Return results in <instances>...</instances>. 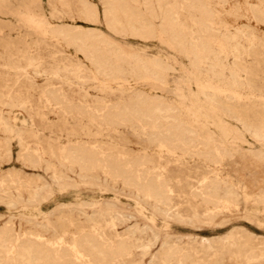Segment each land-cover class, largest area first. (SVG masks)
I'll list each match as a JSON object with an SVG mask.
<instances>
[{
  "label": "rangeland",
  "instance_id": "374dc122",
  "mask_svg": "<svg viewBox=\"0 0 264 264\" xmlns=\"http://www.w3.org/2000/svg\"><path fill=\"white\" fill-rule=\"evenodd\" d=\"M263 114L264 0H0L4 260L264 264Z\"/></svg>",
  "mask_w": 264,
  "mask_h": 264
},
{
  "label": "bare ground",
  "instance_id": "6f19581e",
  "mask_svg": "<svg viewBox=\"0 0 264 264\" xmlns=\"http://www.w3.org/2000/svg\"><path fill=\"white\" fill-rule=\"evenodd\" d=\"M134 1V0H133ZM186 1V0H185ZM147 2V1H146ZM142 3V2H141ZM158 3H159V1H158ZM200 4V3H199ZM202 4V3H201ZM259 4V3H258ZM127 6V5H126ZM149 6V5H148ZM202 6V5H201ZM119 7V6H118ZM154 7V6H153ZM152 8V7H151ZM159 8V7H158ZM108 9V8H107ZM124 9V8H123ZM165 9V8H164ZM122 10V9H121ZM121 10H119V11H121ZM105 11V10H104ZM115 11V10H114ZM118 11V10H117ZM162 11V10H161ZM164 11V10H163ZM167 11V10H166ZM207 11V10H206ZM97 12V11H96ZM123 12V11H122ZM151 12V11H150ZM103 13V12H102ZM149 13V12H148ZM171 14V13H170ZM212 14V13H211ZM99 15V14H98ZM148 15V14H147ZM204 15V14H203ZM110 16H111V14H110ZM164 16V15H163ZM124 17V16H123ZM166 17V16H165ZM111 18H113V17H111ZM170 18V17H169ZM114 19V18H113ZM211 20V19H210ZM260 21V20H259ZM113 22V21H112ZM261 24V23H260ZM127 25V24H126ZM118 26V25H117ZM121 28V27H120ZM143 28V27H142ZM61 30V29H60ZM131 30V29H130ZM144 30V29H143ZM195 31V30H194ZM210 31H211V29H210ZM207 32V31H206ZM139 33V32H138ZM219 33H220V31H219ZM93 34V33H92ZM124 35V34H123ZM205 35H206V33H205ZM253 35V34H252ZM95 36H97V35H95ZM100 36V35H99ZM125 36V35H124ZM219 36V35H218ZM135 37V36H134ZM226 38V37H225ZM250 38V37H249ZM94 39V38H93ZM173 40V39H172ZM176 40V39H175ZM174 42V41H173ZM185 42V41H184ZM226 42V41H225ZM79 43V42H78ZM101 43V42H100ZM203 43V42H202ZM80 44H82V43H80ZM119 45V44H118ZM186 45V44H185ZM205 45V44H204ZM84 47V46H83ZM86 47V46H85ZM124 47V46H123ZM77 48V47H76ZM99 48V47H98ZM122 48V47H121ZM251 52V51H250ZM134 53H135V50H134ZM227 53V52H226ZM208 56V55H207ZM85 57V56H84ZM137 58V57H136ZM28 59V58H27ZM29 60V59H28ZM77 61V60H76ZM143 61V60H142ZM107 63V62H106ZM83 64V63H82ZM96 64V63H95ZM100 64V63H99ZM111 65V64H110ZM143 66H144V64H142ZM97 66V65H96ZM105 66H107V65H105ZM156 67V66H155ZM145 70V69H144ZM149 70V69H148ZM209 71V70H208ZM134 72V71H133ZM146 72V71H145ZM109 73H111V72H109ZM139 73V72H138ZM147 75V74H146ZM153 77H155V76H153ZM214 77V76H213ZM165 79V78H164ZM77 82V81H76ZM48 84V83H47ZM141 84H143V83H141ZM47 86V85H46ZM54 86V85H53ZM150 86H153V85H150ZM256 86V85H255ZM36 88V87H35ZM206 89V88H205ZM263 90V89H262ZM203 95V94H202ZM205 96V95H204ZM122 97V96H121ZM155 98V97H154ZM187 98V97H186ZM67 100V99H66ZM219 100V99H218ZM57 102V101H56ZM219 102V101H218ZM229 102V101H228ZM235 102V101H234ZM164 103V102H163ZM253 103V102H252ZM84 105V104H83ZM234 107V106H233ZM58 108V107H57ZM168 109V108H167ZM71 110V109H70ZM126 110V109H125ZM158 110V109H157ZM92 111V110H91ZM160 111V110H159ZM225 111V110H224ZM75 112V111H74ZM80 112V111H79ZM155 112V111H154ZM157 113V112H156ZM120 114V113H119ZM160 114V113H159ZM80 115V114H79ZM238 115V114H237ZM264 115V114H263ZM134 116V115H133ZM138 116V115H137ZM239 116V115H238ZM137 118V117H136ZM164 119V118H163ZM167 119V118H166ZM242 119V118H241ZM96 120V119H95ZM148 120V119H147ZM102 122V121H101ZM109 123V122H108ZM252 123V122H251ZM95 124V123H94ZM249 124V123H248ZM134 125V124H133ZM259 125V124H258ZM159 126H160V124H159ZM162 126V125H161ZM180 126V125H179ZM175 127V126H174ZM166 131V130H165ZM214 131V130H213ZM250 131V130H249ZM185 132V131H184ZM190 132V131H189ZM233 134V133H232ZM169 135V134H168ZM167 135V136H168ZM151 136V135H150ZM172 136V135H171ZM168 137H170V136H168ZM173 137V136H172ZM171 137V138H172ZM258 137V136H257ZM262 137V136H261ZM174 138V137H173ZM167 140V139H166ZM176 140V139H175ZM178 140V139H177ZM185 140V139H184ZM172 142H173V140H171ZM72 142V141H71ZM92 142V141H91ZM150 142V141H149ZM171 142V143H172ZM170 143V144H171ZM200 143V142H199ZM249 143V142H248ZM201 144V143H200ZM167 145H169L168 144V141H167ZM186 145V144H185ZM27 146V145H26ZM89 146V145H88ZM57 148V147H56ZM106 148V147H105ZM24 149H26V148H24ZM99 149V148H98ZM58 150V149H57ZM120 150V149H119ZM231 151H232V149H231ZM230 151V152H231ZM73 152V151H72ZM82 153V152H81ZM116 154V153H115ZM71 155V154H70ZM73 155V154H72ZM39 156V155H38ZM60 156V155H59ZM146 156V155H145ZM74 157V156H73ZM72 158V157H71ZM75 159H77L79 162L78 163H80L81 162V165L83 164L84 166L83 167H85V168H89V169H96V168H98V167H106V168H109V169H111V170H115V169H117V168H120L121 167V165H123V164H121V165H119V164H116V163H113L114 161H111V160H108L107 158H103V159H99V158H96V157H94V156H92V155H80V154H76V156L74 157ZM262 158V157H261ZM260 158V159H261ZM73 159V158H72ZM71 159V160H72ZM74 159V160H75ZM65 160V159H64ZM73 160V161H74ZM185 160H187V159H185ZM261 161V160H260ZM76 162V161H75ZM74 162V163H75ZM104 162H107V166H105L104 165ZM61 163V162H60ZM73 163V162H72ZM164 163V162H163ZM62 164V163H61ZM77 164V163H76ZM155 164V163H154ZM32 165H33V163H32ZM37 165V164H36ZM165 165V164H164ZM194 165V164H193ZM27 166V165H26ZM67 166V165H66ZM154 166V165H153ZM189 166V165H188ZM222 166V165H221ZM74 167V166H73ZM56 168V167H55ZM82 168V167H81ZM156 168V167H155ZM213 168V167H212ZM75 169V168H74ZM83 169V168H82ZM81 169V170H82ZM99 169H101V168H99ZM103 169H105V168H103ZM215 169V168H214ZM126 170V169H125ZM207 170V169H206ZM117 171V170H116ZM128 171V170H127ZM130 171V170H129ZM172 171V170H171ZM177 171V170H176ZM188 171V170H187ZM20 172V171H19ZM107 172H112V171H107ZM106 172V173H107ZM89 173V172H88ZM192 173V172H191ZM203 173V172H202ZM111 174V173H110ZM114 174V173H113ZM133 174H134V172H133ZM95 175H96V173H95ZM12 176V175H11ZM104 176V175H103ZM113 176H115V175H113ZM129 176V175H128ZM164 176V175H163ZM191 176H192V174H191ZM194 176V175H193ZM29 177V176H28ZM106 177V176H105ZM121 177V176H120ZM188 177V176H187ZM206 177V176H205ZM205 177H204V179H205ZM118 178V177H117ZM122 178H124V177H122ZM126 178V177H125ZM139 178V177H138ZM198 178V177H197ZM196 178V179H197ZM202 178V177H201ZM116 179V178H115ZM127 179H128V177H127ZM136 179V178H135ZM217 179V178H216ZM126 180V179H125ZM129 180V179H128ZM140 180V179H139ZM218 180V179H217ZM11 181V180H10ZM112 181V180H111ZM123 181V180H122ZM137 181V180H136ZM141 181V180H140ZM140 181H139V183H140ZM161 181V180H160ZM182 181V180H181ZM183 181H184V179H183ZM214 181H215V179H214ZM15 182V181H14ZM57 182V181H56ZM76 182V181H75ZM126 183V182H125ZM135 183V182H134ZM167 183V182H166ZM199 183V182H198ZM215 183H216V181H215ZM214 183V184H215ZM16 184V183H15ZM163 184V183H162ZM213 184V183H212ZM220 184V183H219ZM123 185V184H122ZM129 185V184H128ZM168 185V184H167ZM138 186V185H137ZM161 186H163V185H161ZM160 186V187H161ZM184 186H185V184H184ZM126 187V186H125ZM139 187V186H138ZM141 187V186H140ZM139 187V188H140ZM200 187V191L197 193L196 191V193L198 194V195H200V197L202 196V195H206V197H217L216 195L220 192V191H218V188L217 187H215V186H212L211 184H210V182L206 179V180H204L203 182H202V184H201V186H199ZM112 188H114V187H112ZM162 189V188H161ZM186 189V188H185ZM128 190V189H127ZM222 190V189H221ZM252 190V189H251ZM261 190V189H260ZM31 191V190H30ZM160 191V190H159ZM163 191H165V190H163ZM174 191H175V189H174ZM264 191V190H263ZM25 192V191H24ZM28 192V191H27ZM155 192H157V189H156V191H154V194H155ZM192 193V192H191ZM209 193V194H208ZM235 193V192H234ZM16 194V193H15ZM156 195V194H155ZM174 196V195H173ZM194 196V195H193ZM197 196V195H196ZM195 196V197H196ZM218 196H219V194H218ZM225 196V195H224ZM2 197V196H1ZM192 197V196H191ZM212 197V198H213ZM214 197V198H215ZM232 197V196H231ZM150 198V197H149ZM157 198L158 199H161L162 201H165V196H163L162 195V193L161 192H158L157 193ZM197 198V197H196ZM204 198V197H203ZM211 198V199H212ZM168 199V198H167ZM172 199V198H171ZM209 199V201L211 200L210 198H208ZM6 200V199H5ZM213 200V199H212ZM205 201H207V200H205ZM163 203V202H162ZM165 203V202H164ZM168 203V202H167ZM207 203H209V202H207ZM211 203V202H210ZM219 211V210H218ZM78 212V211H77ZM211 212V211H210ZM263 212V211H262ZM70 213V212H69ZM79 214V213H78ZM108 219V218H107ZM62 222V221H61ZM213 225H214V223H213ZM2 228V227H1ZM114 229V228H113ZM24 231V230H23ZM22 231V232H23ZM60 233V232H59ZM58 234V233H57ZM30 235V234H29ZM127 235V234H126ZM22 237V236H21ZM74 237V236H73ZM157 237V236H156ZM5 238H6V236H5ZM60 238V237H59ZM7 239V238H6ZM9 239V238H8ZM17 240V239H16ZM56 240V239H55ZM84 240V239H83ZM21 241V240H20ZM54 241V240H53ZM71 241V240H70ZM127 242V241H126ZM87 243H90V242H87ZM122 243V242H121ZM124 243V242H123ZM122 243V245H124ZM201 243V242H200ZM10 244V243H9ZM15 244V243H14ZM13 244V245H14ZM82 244V243H81ZM91 244V243H90ZM207 244V243H206ZM85 245V244H84ZM87 245V244H86ZM231 245V244H230ZM12 246V245H11ZM91 246V245H90ZM120 246H121V244H120ZM207 246V245H206ZM10 246H8L7 245V241L5 240V239H1L0 240V264H12V262L13 261H15V260H17V258H15V257H13L12 256V254H11V256L13 257V258H15V260H4V258H3V253H4V251L7 249V248H9ZM13 247V246H12ZM125 248L127 247V245L126 246H124ZM20 248V247H19ZM36 247H35V243L33 242V241H31L28 245H26V247H25V250H24V254H20V255H22V257H24V258H26L27 260H28V262L26 263V264H45L44 263V261H45V259H48L47 257L49 256L50 257V255L49 254H42L41 252H39L38 250H36L35 249ZM91 248H92V246H91ZM90 248V249H91ZM95 248V247H94ZM11 249V248H10ZM116 249H117V247H116ZM134 249V248H133ZM17 250V249H16ZM96 250V249H95ZM98 250V249H97ZM96 250V251H97ZM123 250V249H122ZM7 251V250H6ZM79 251V250H78ZM87 251V250H86ZM16 252V251H15ZM115 252H116V250H115ZM114 252V253H115ZM120 252V251H119ZM118 252V253H119ZM20 253V252H19ZM98 253V252H97ZM113 253V252H112ZM113 253V254H114ZM122 253H124V252H122ZM173 253V252H172ZM51 254V253H50ZM99 254V253H98ZM97 254V255H98ZM102 254V253H101ZM108 254V253H107ZM126 254V253H125ZM124 254V255H125ZM130 254V252L128 253V254H126V255H129ZM16 255V254H15ZM100 255V254H99ZM106 255V254H105ZM104 255V256H105ZM115 255V254H114ZM114 255H112V257H114ZM117 255V254H116ZM8 256V255H7ZM6 256V257H7ZM19 256V255H18ZM196 256V255H195ZM16 257H17V255H16ZM81 257V256H80ZM100 257V256H99ZM105 257H107V256H105ZM105 257H104V259H105ZM111 257V256H110ZM111 257V258H112ZM116 257V256H115ZM121 257V256H120ZM119 257V258H120ZM126 257V256H125ZM125 257H123V259H125ZM249 257V256H248ZM264 257V256H263ZM11 258V257H10ZM52 258V257H51ZM109 258V257H108ZM117 258H118V256H117ZM116 258V259H117ZM118 258V259H119ZM192 258V257H191ZM80 259V258H79ZM101 259H102V257H101ZM116 259H114V260H116ZM159 259H160V257H159ZM180 259V258H179ZM20 260H22V259H20ZM19 260V261H20ZM103 260V259H102ZM209 260V259H208ZM196 261V260H195ZM82 262V261H81ZM159 262V261H158ZM163 262V261H162ZM16 263H17V261H16ZM19 263V262H18ZM22 263V262H21ZM131 263V262H130ZM153 263V262H152ZM156 263V262H155ZM24 264V263H23ZM48 264V263H47ZM112 264V263H111Z\"/></svg>",
  "mask_w": 264,
  "mask_h": 264
}]
</instances>
